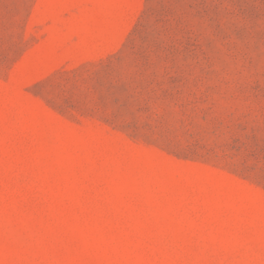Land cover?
<instances>
[{
	"label": "rangeland",
	"instance_id": "374dc122",
	"mask_svg": "<svg viewBox=\"0 0 264 264\" xmlns=\"http://www.w3.org/2000/svg\"><path fill=\"white\" fill-rule=\"evenodd\" d=\"M0 264H264V0H0Z\"/></svg>",
	"mask_w": 264,
	"mask_h": 264
}]
</instances>
